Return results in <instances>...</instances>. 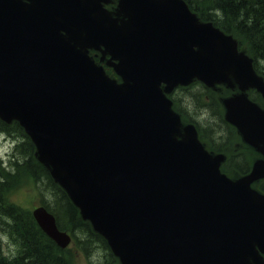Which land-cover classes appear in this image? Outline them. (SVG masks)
Returning a JSON list of instances; mask_svg holds the SVG:
<instances>
[{
    "label": "water",
    "instance_id": "1",
    "mask_svg": "<svg viewBox=\"0 0 264 264\" xmlns=\"http://www.w3.org/2000/svg\"><path fill=\"white\" fill-rule=\"evenodd\" d=\"M100 2L0 0V120L24 129L120 264H260L264 195L250 185L264 177V159L227 178L223 156L181 126L165 95L194 80L236 86L222 101L225 120L264 158V110L245 94L264 98L252 59L183 0H118L115 18ZM100 46L121 82L89 56ZM32 216L68 244L43 207Z\"/></svg>",
    "mask_w": 264,
    "mask_h": 264
},
{
    "label": "trees",
    "instance_id": "2",
    "mask_svg": "<svg viewBox=\"0 0 264 264\" xmlns=\"http://www.w3.org/2000/svg\"><path fill=\"white\" fill-rule=\"evenodd\" d=\"M185 1L203 20H211L224 32L234 34L253 58L256 71L264 77V0ZM183 91V96L176 98V106L183 110L185 117L193 119L190 120L197 124L201 137L216 151L231 146L235 135L222 120L216 98L203 87L198 92L205 94L209 103H204L198 92H190L189 88ZM0 131L17 140L7 161L0 158V230L15 250L9 255L0 252V264H73L74 261L70 250L59 249L40 231L29 211L8 200L9 192L20 182L22 174L34 182L38 191L41 190V205L54 215L60 230L73 235L77 248L87 255L97 247L103 252L95 264H116L104 240L79 218L65 193L33 158V146L21 128L16 123L6 125L0 122ZM229 154L224 167L226 172L245 173L249 168V154ZM258 188L264 191V181Z\"/></svg>",
    "mask_w": 264,
    "mask_h": 264
},
{
    "label": "rangeland",
    "instance_id": "3",
    "mask_svg": "<svg viewBox=\"0 0 264 264\" xmlns=\"http://www.w3.org/2000/svg\"><path fill=\"white\" fill-rule=\"evenodd\" d=\"M10 143L9 140L6 142L4 139H0V155L6 156L7 153L10 151ZM239 147V146H238ZM240 148V147H239ZM235 151L239 150L237 148H233ZM22 174L20 177V182L15 186L13 190H11L8 194V200L19 206L20 208H23L24 210H31L34 206H39L40 205V196L39 191L37 187H34L32 185V181L30 179L26 178ZM42 189H45L41 185ZM43 191V190H42ZM41 192V190H40ZM11 244L8 242V239H5V237L1 236V230H0V251L8 252L10 250ZM89 256V257H88ZM92 262H96L98 258H100V251L98 250L97 247H95L94 250L87 256L83 254L82 252H77V254L74 255V264H86L87 259Z\"/></svg>",
    "mask_w": 264,
    "mask_h": 264
},
{
    "label": "flooded vegetation",
    "instance_id": "4",
    "mask_svg": "<svg viewBox=\"0 0 264 264\" xmlns=\"http://www.w3.org/2000/svg\"><path fill=\"white\" fill-rule=\"evenodd\" d=\"M112 2H113V0H112ZM16 5V4H15ZM25 5H27V4H25ZM29 5V4H28ZM100 6H101V8L102 9H104V10H106V11H109V12H113V10L115 9V7H116V4H100ZM95 54H97V57L98 56H100V53L98 52V53H95Z\"/></svg>",
    "mask_w": 264,
    "mask_h": 264
}]
</instances>
